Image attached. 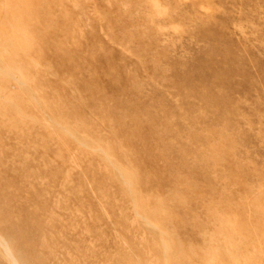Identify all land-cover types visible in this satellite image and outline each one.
Instances as JSON below:
<instances>
[{
    "label": "rangeland",
    "instance_id": "rangeland-1",
    "mask_svg": "<svg viewBox=\"0 0 264 264\" xmlns=\"http://www.w3.org/2000/svg\"><path fill=\"white\" fill-rule=\"evenodd\" d=\"M35 257L264 264V0H0V264Z\"/></svg>",
    "mask_w": 264,
    "mask_h": 264
},
{
    "label": "bare ground",
    "instance_id": "bare-ground-1",
    "mask_svg": "<svg viewBox=\"0 0 264 264\" xmlns=\"http://www.w3.org/2000/svg\"><path fill=\"white\" fill-rule=\"evenodd\" d=\"M1 210H4L3 208H1ZM2 214L5 216V217H8V218H13L11 213L10 212H6V211H2ZM13 220V227L16 229V231L18 233L20 232H27L28 231V228H30V226L28 227L29 224H22V223H19L17 219H12ZM17 220V221H16ZM20 239L18 241H22L21 243H19V247H20V250L22 253H25L26 257L28 258V255L29 253L31 252H28L31 248H30V244L29 243H26L24 244V241H23V237H19ZM28 254V255H27ZM32 254V253H31ZM27 261V260H26ZM30 263L31 264H41V259L39 257H35L34 260H30ZM25 264V263H23Z\"/></svg>",
    "mask_w": 264,
    "mask_h": 264
}]
</instances>
